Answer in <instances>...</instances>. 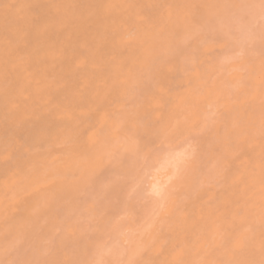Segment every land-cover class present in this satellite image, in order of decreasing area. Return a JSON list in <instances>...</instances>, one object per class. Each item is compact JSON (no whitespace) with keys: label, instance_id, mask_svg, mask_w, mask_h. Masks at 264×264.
<instances>
[{"label":"bare ground","instance_id":"6f19581e","mask_svg":"<svg viewBox=\"0 0 264 264\" xmlns=\"http://www.w3.org/2000/svg\"><path fill=\"white\" fill-rule=\"evenodd\" d=\"M253 4L0 0V264L261 259Z\"/></svg>","mask_w":264,"mask_h":264},{"label":"snow or ice","instance_id":"6c2138e0","mask_svg":"<svg viewBox=\"0 0 264 264\" xmlns=\"http://www.w3.org/2000/svg\"><path fill=\"white\" fill-rule=\"evenodd\" d=\"M250 7L258 8L259 9V17L261 20V43L264 45V0H259V4H253L250 5ZM169 69L167 67H162L160 69L161 74L168 71ZM158 83V82H157ZM264 84V82H262ZM177 132H179V129H177ZM262 132H264V125H262ZM85 135L87 136V131L85 132ZM182 159L177 161V172L180 171V165L183 164L184 166H187L192 160L195 158V149L191 148V145H189V148L186 149L182 154ZM160 193H158L159 195ZM232 245V250L234 252H237L241 249L243 246V241H230L229 242ZM260 252H261V259L259 261L254 259H246V260H235L232 261L231 264H264V234H262L261 239V246H260ZM92 264H97L96 261H93Z\"/></svg>","mask_w":264,"mask_h":264},{"label":"rangeland","instance_id":"374dc122","mask_svg":"<svg viewBox=\"0 0 264 264\" xmlns=\"http://www.w3.org/2000/svg\"><path fill=\"white\" fill-rule=\"evenodd\" d=\"M106 173H107V172H106ZM107 177H108V176H107ZM107 177H106V178H107Z\"/></svg>","mask_w":264,"mask_h":264}]
</instances>
